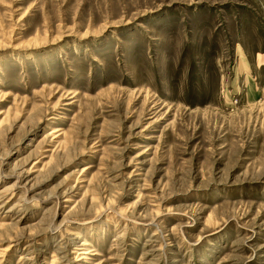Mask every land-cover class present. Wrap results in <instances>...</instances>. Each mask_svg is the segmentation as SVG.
I'll use <instances>...</instances> for the list:
<instances>
[{"label":"rangeland","instance_id":"obj_1","mask_svg":"<svg viewBox=\"0 0 264 264\" xmlns=\"http://www.w3.org/2000/svg\"><path fill=\"white\" fill-rule=\"evenodd\" d=\"M0 264H264V0H0Z\"/></svg>","mask_w":264,"mask_h":264},{"label":"bare ground","instance_id":"obj_2","mask_svg":"<svg viewBox=\"0 0 264 264\" xmlns=\"http://www.w3.org/2000/svg\"><path fill=\"white\" fill-rule=\"evenodd\" d=\"M11 188H13V185H9V187H8L7 189H11ZM11 190H12V189H11ZM8 191H10V190H8ZM84 240H85V239H84ZM83 244H84V245H87L88 243L84 241ZM95 254H96V253H95Z\"/></svg>","mask_w":264,"mask_h":264}]
</instances>
